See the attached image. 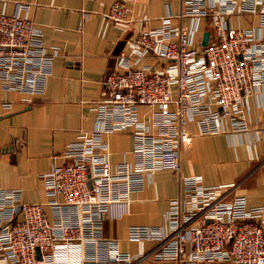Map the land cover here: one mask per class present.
Returning a JSON list of instances; mask_svg holds the SVG:
<instances>
[{"label": "built area", "instance_id": "built-area-1", "mask_svg": "<svg viewBox=\"0 0 264 264\" xmlns=\"http://www.w3.org/2000/svg\"><path fill=\"white\" fill-rule=\"evenodd\" d=\"M125 1H113L105 16L128 21ZM28 8L17 2L12 13L0 12V85L32 103L45 91L58 47L45 45ZM244 13L257 17L256 27L229 25ZM203 17L212 28L205 44L196 38ZM263 31L264 0H179L176 13L138 31L102 78L93 127L79 129L62 160L41 173L46 200L27 202L20 189L0 188V264H264V201L249 206L243 194L227 197L234 183L179 172L189 122L199 134L250 129L247 98L264 94ZM11 106L0 100V115ZM113 132L130 134V159L112 162L105 136ZM164 169L178 173L179 193L161 223L126 229L128 241L153 248L121 251L104 222L127 214L133 196Z\"/></svg>", "mask_w": 264, "mask_h": 264}, {"label": "crops", "instance_id": "crops-1", "mask_svg": "<svg viewBox=\"0 0 264 264\" xmlns=\"http://www.w3.org/2000/svg\"><path fill=\"white\" fill-rule=\"evenodd\" d=\"M115 0H0V12L12 13L17 2L29 3L26 15L40 25L47 46L58 47L45 91L33 102L23 94L3 90L0 100L12 103L0 115V188H18L23 200L44 202L41 173L62 160L61 153L79 129L94 125L93 101L103 96L102 78L118 53L130 48L129 40L140 30L160 24L166 13H176L179 0H126L128 21L116 22L105 16ZM231 26L256 27L257 17L232 15ZM212 28L208 17L200 20L197 40ZM264 32V31H263ZM158 63V60H152ZM264 94L248 96L246 117L250 129L239 132L199 134L189 122L188 142L179 144L182 174H200L206 184L234 183L227 194H243L247 205L264 201ZM143 106L140 107L142 111ZM255 128L262 132L255 133ZM111 160L130 159L131 136L113 132L105 136ZM179 193L178 173L155 171L130 202L129 212L104 222V235L115 239L119 249L131 255L153 248L149 241L130 242L129 225H158L167 200ZM137 264H157L145 260Z\"/></svg>", "mask_w": 264, "mask_h": 264}, {"label": "water", "instance_id": "water-1", "mask_svg": "<svg viewBox=\"0 0 264 264\" xmlns=\"http://www.w3.org/2000/svg\"><path fill=\"white\" fill-rule=\"evenodd\" d=\"M208 34H209L208 30H205L203 32L202 37H201V44H205L207 42ZM37 255L39 256L38 251H37Z\"/></svg>", "mask_w": 264, "mask_h": 264}]
</instances>
